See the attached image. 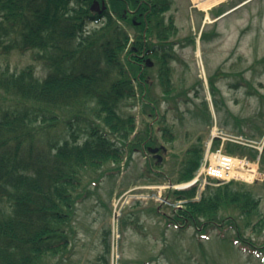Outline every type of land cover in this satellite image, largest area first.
Wrapping results in <instances>:
<instances>
[{"label":"trees","instance_id":"trees-1","mask_svg":"<svg viewBox=\"0 0 264 264\" xmlns=\"http://www.w3.org/2000/svg\"><path fill=\"white\" fill-rule=\"evenodd\" d=\"M147 2L146 10H140L147 20L129 47L131 38L119 22L125 11L136 9V0L113 2L105 19L79 0H0L3 52H31L48 71L41 79L33 64L19 73L0 70V264L66 259L82 189L99 186L110 171L103 170L106 166L120 171L126 158L146 154L154 145L151 124L145 138L132 139L135 116L119 112L122 101L148 91L149 69L140 59L147 50L154 49L165 98L172 97L170 61L178 56L171 39L177 27L173 16L164 15L173 0ZM94 22L101 26L88 29ZM7 38L12 44L5 43ZM160 131L165 140H175L171 128ZM226 152L255 157L232 145ZM202 153V146L187 150L177 182L193 178ZM178 194L190 197L194 192ZM260 205L251 187L231 182L209 187L200 202L189 203L170 222L198 229L226 226L237 230L236 243L247 244L239 221L264 235ZM226 212L233 214L223 215ZM248 245L258 248L252 239ZM109 253L106 241L105 253L95 264H109Z\"/></svg>","mask_w":264,"mask_h":264},{"label":"rangeland","instance_id":"rangeland-1","mask_svg":"<svg viewBox=\"0 0 264 264\" xmlns=\"http://www.w3.org/2000/svg\"><path fill=\"white\" fill-rule=\"evenodd\" d=\"M243 2L245 5L217 20ZM224 3L203 10L193 0H173L166 14L174 17L178 29L173 40L193 42L175 48L181 61L172 63V97L166 100L154 64L148 71L144 98L149 106L137 97L122 101L119 109L121 115L136 116L133 139L146 137L147 125L154 123L151 105L157 108L162 120L154 126L152 140L153 147L166 148L160 153L162 162L158 163L149 152H135L120 171L106 166L103 170L110 171L99 186L86 185L82 189L84 198L76 206V234L69 256L63 261L54 259L51 264H95L105 253L106 241L114 247L111 264H264V235L245 227L243 220L239 222L247 244L236 243L237 230L226 226H174L170 222L174 210L156 202L125 208L122 202L120 217H114V203L128 189L178 183L187 150L203 146L213 123L243 131L258 141L264 136V0ZM10 40L5 39V43L12 44ZM31 64L36 66L39 78L46 77L48 71L34 61L31 52L23 54L15 48L5 54L0 47V70L9 68L19 73ZM164 126L172 129L174 141L162 136L160 129ZM260 166L264 172V156ZM239 182L251 187L264 211V181ZM157 208L161 214L155 213ZM229 214L233 213L223 215ZM250 239L260 249L250 248Z\"/></svg>","mask_w":264,"mask_h":264},{"label":"built area","instance_id":"built-area-1","mask_svg":"<svg viewBox=\"0 0 264 264\" xmlns=\"http://www.w3.org/2000/svg\"><path fill=\"white\" fill-rule=\"evenodd\" d=\"M215 139L221 140L222 142H234L237 144L254 147L262 151V143L254 141L246 136L237 135L230 132H226L218 127H214L211 132V138L206 143V153L203 160L201 169L198 172L196 180L204 185L207 182L208 177H215L224 181H229L234 178L235 175V163L234 159L224 156L221 150L212 152L211 147ZM234 167V168H233ZM240 168L243 171L249 172L251 178L261 179L262 175L254 170L253 165L247 161H242Z\"/></svg>","mask_w":264,"mask_h":264},{"label":"flooded vegetation","instance_id":"flooded-vegetation-1","mask_svg":"<svg viewBox=\"0 0 264 264\" xmlns=\"http://www.w3.org/2000/svg\"><path fill=\"white\" fill-rule=\"evenodd\" d=\"M82 2H87L90 3V7H92L93 3L98 2L99 5L96 6L97 12H94L97 15H105L108 12V9L110 8L111 4L117 0H81ZM137 2V7L136 9L130 11V13L127 15L126 11L124 13V19L125 22L127 23V26L133 25L134 28H142L143 24L147 20V16L144 15L143 12L140 10L145 11L146 6L148 4L147 0H136ZM223 6V5H222ZM180 46V44L174 45V47ZM153 54L154 49L152 50H147L146 52L142 53L140 55L141 59V64L144 65L146 63V60L149 58L148 55ZM163 149V148H161ZM156 157V156H155Z\"/></svg>","mask_w":264,"mask_h":264},{"label":"bare ground","instance_id":"bare-ground-1","mask_svg":"<svg viewBox=\"0 0 264 264\" xmlns=\"http://www.w3.org/2000/svg\"><path fill=\"white\" fill-rule=\"evenodd\" d=\"M196 6H199L203 10H208L212 8L215 5H218L219 3L226 1V0H193ZM238 165V164H237ZM234 167H237L236 165ZM233 167V168H234ZM234 173H237V171H234ZM179 188H185L187 185H179Z\"/></svg>","mask_w":264,"mask_h":264},{"label":"water","instance_id":"water-1","mask_svg":"<svg viewBox=\"0 0 264 264\" xmlns=\"http://www.w3.org/2000/svg\"><path fill=\"white\" fill-rule=\"evenodd\" d=\"M96 4H97V3L94 4L92 10H95V6H96ZM148 65H149V66H152V65H153V62H152L150 59L148 60ZM158 151H159L158 148H155V149H153V148H149V152H151L152 154H157ZM158 158H159V161L161 162V161H162V157H161V156H158Z\"/></svg>","mask_w":264,"mask_h":264}]
</instances>
